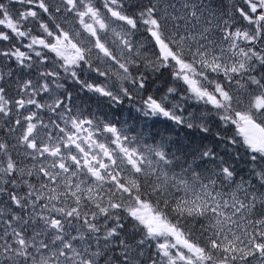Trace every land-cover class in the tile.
I'll return each instance as SVG.
<instances>
[{"label":"snow or ice","instance_id":"6c2138e0","mask_svg":"<svg viewBox=\"0 0 264 264\" xmlns=\"http://www.w3.org/2000/svg\"><path fill=\"white\" fill-rule=\"evenodd\" d=\"M0 264H264V0H0Z\"/></svg>","mask_w":264,"mask_h":264}]
</instances>
